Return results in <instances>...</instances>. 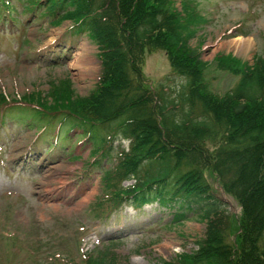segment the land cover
<instances>
[{
  "label": "trees",
  "instance_id": "obj_1",
  "mask_svg": "<svg viewBox=\"0 0 264 264\" xmlns=\"http://www.w3.org/2000/svg\"><path fill=\"white\" fill-rule=\"evenodd\" d=\"M200 3L0 0L4 22L28 18L57 26L70 20L69 34L86 35L97 45L101 65L99 81L85 96L75 95L68 79L53 82L46 95L37 91L8 99L0 93V120L42 134L55 126H78L96 145V156L107 155L109 140L129 139V150H121L117 165L102 174L105 189L112 190L98 198L96 215L107 218L123 203L135 208L157 203L168 210L171 223L191 218L205 223L195 250L156 264H264V56L255 54L250 63L218 53L216 68L238 75V82L223 94L210 90L202 42L190 43L209 22ZM156 50L166 54L171 73L185 80L178 102L168 100L164 85L155 87L144 73L146 55ZM184 103L187 109L175 114L172 108ZM206 173L240 206L238 214ZM129 178L134 184L120 185ZM79 264L118 262L105 247L84 254Z\"/></svg>",
  "mask_w": 264,
  "mask_h": 264
},
{
  "label": "rangeland",
  "instance_id": "obj_2",
  "mask_svg": "<svg viewBox=\"0 0 264 264\" xmlns=\"http://www.w3.org/2000/svg\"><path fill=\"white\" fill-rule=\"evenodd\" d=\"M200 1L198 8L209 22L190 43L202 42L201 58L209 62L205 81L210 90L223 94L236 85L238 75L217 69L213 59L218 53L249 62L255 53L264 56V0ZM176 5L180 9L179 1ZM10 23L16 22L0 18V29ZM70 26L69 20L57 27L33 22L0 31V92L9 99L32 91L46 95L51 81L57 84L68 78L74 94H89L100 75L96 46L86 35H70ZM237 37L251 38V47L245 51L228 43ZM78 57L82 68L75 65ZM144 70L155 83L165 78L166 98L178 102L176 95L185 80L170 72L163 51L148 54ZM187 107L184 103L172 109L179 114ZM50 131L55 133L56 128ZM68 131L69 141L62 128L55 136L58 146L47 152L50 134L51 139L44 141L20 123L5 120L0 124V264L8 259L14 264H59L69 257L78 262L81 253L103 246L120 256L119 264L127 259L131 264H155L197 248L205 223L191 218L172 224L168 211L157 203L139 209L123 204L107 218L96 215L100 208L92 204L95 197L107 196L112 189L103 187L100 168L88 165L96 158L90 156L91 143L80 135L82 131L77 127ZM127 146L126 140L112 141L107 156H98L103 168L115 166L121 148ZM206 178L218 189L208 173ZM130 183L132 179L122 185ZM226 199L233 204L229 210L239 211L231 197ZM21 241L26 243L18 244ZM32 248L40 257L29 260L34 256ZM50 256L54 260L49 262ZM248 264L257 263L250 260Z\"/></svg>",
  "mask_w": 264,
  "mask_h": 264
},
{
  "label": "bare ground",
  "instance_id": "obj_3",
  "mask_svg": "<svg viewBox=\"0 0 264 264\" xmlns=\"http://www.w3.org/2000/svg\"><path fill=\"white\" fill-rule=\"evenodd\" d=\"M228 43L230 45H233V46L237 47V48L244 49L246 51V50H248L251 47L252 40H251V38L237 37V38H234V39L230 40ZM80 60H81V58H79V57L75 60V65H77L78 68H82L83 67L82 65L78 64V63H80ZM86 67H88V65L85 66V68ZM75 68H76V66H75ZM80 70H82V69H80Z\"/></svg>",
  "mask_w": 264,
  "mask_h": 264
}]
</instances>
